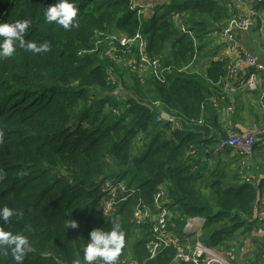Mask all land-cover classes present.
Returning a JSON list of instances; mask_svg holds the SVG:
<instances>
[{
	"label": "trees",
	"instance_id": "obj_1",
	"mask_svg": "<svg viewBox=\"0 0 264 264\" xmlns=\"http://www.w3.org/2000/svg\"><path fill=\"white\" fill-rule=\"evenodd\" d=\"M132 1L75 0L78 26L64 29L44 17L56 0H0V22L30 20L25 40L50 43L47 52L18 47L0 58V207L18 213L0 226L28 236L23 264H85L89 233L111 230L115 217L125 232L117 264H195L173 261L189 244L180 240L150 256L158 192L167 229L187 236L186 219L199 216L197 239L224 254L237 241L233 231L257 218L264 179L248 173L257 141L240 161L236 148L219 145L241 134L226 133L220 119L228 59L193 68L230 16L231 0H151L150 14ZM113 33L142 40L120 45ZM106 179L125 186L109 213L102 209ZM71 220L77 228L67 226ZM0 264H16L10 249L0 248Z\"/></svg>",
	"mask_w": 264,
	"mask_h": 264
},
{
	"label": "crops",
	"instance_id": "obj_2",
	"mask_svg": "<svg viewBox=\"0 0 264 264\" xmlns=\"http://www.w3.org/2000/svg\"><path fill=\"white\" fill-rule=\"evenodd\" d=\"M228 8L230 16L210 34L211 42L201 53L200 59L204 64L211 58L228 59V73L222 82L223 94L228 102L222 107L220 119L226 133L236 131L254 135L257 141L255 155L254 159L248 160V165H253V169L248 170V173L254 177L255 182H259L264 179V155H257L260 148L264 149V101L259 99L264 87V71L251 67L245 59L246 55L250 54L256 62L264 65V0H231ZM246 16L252 17V23L246 27L238 25V20ZM251 71L255 73L256 88L249 90L245 88L244 82ZM236 151L234 158L240 161L242 157L239 154L242 153ZM257 208V218H254L250 228H245V231L243 228L233 231L237 240L229 255L233 264H262L258 251L264 236L261 231L264 225V194L260 196ZM175 235L178 241L180 240L179 245L186 244L184 237Z\"/></svg>",
	"mask_w": 264,
	"mask_h": 264
},
{
	"label": "clouds",
	"instance_id": "obj_3",
	"mask_svg": "<svg viewBox=\"0 0 264 264\" xmlns=\"http://www.w3.org/2000/svg\"><path fill=\"white\" fill-rule=\"evenodd\" d=\"M79 8L75 0H56V2L46 8L44 17L47 23L62 26L70 29L78 26L76 17ZM31 24L30 20H16L15 22H0V58H8L17 52V48L26 49L33 53L50 51V43L44 41L39 45L35 42L25 40L26 30ZM3 133L0 132V137ZM3 173L0 172V178ZM18 213L15 209L8 206L0 207V219L8 223L9 219ZM111 230L105 231L103 228L93 229L89 235L83 253L85 264H95L102 261L103 264H117L118 257L125 245V232L122 229L119 217L112 220ZM67 226L77 228L76 221L71 220ZM6 247L11 250L16 264H23L30 241L27 235L13 233L0 226V248ZM79 264V262H77Z\"/></svg>",
	"mask_w": 264,
	"mask_h": 264
},
{
	"label": "built area",
	"instance_id": "obj_4",
	"mask_svg": "<svg viewBox=\"0 0 264 264\" xmlns=\"http://www.w3.org/2000/svg\"><path fill=\"white\" fill-rule=\"evenodd\" d=\"M133 2V1H132ZM137 2V1H136ZM139 3V2H137ZM142 4V3H140ZM132 5V3H131ZM133 7L138 5H132ZM141 7H144L141 5ZM152 7V6H151ZM252 23V17L246 16L242 17L238 20V25L242 27L248 26ZM138 35V34H137ZM136 36V35H135ZM133 39V38H132ZM245 62L249 64L251 67H255L257 69H261L264 71V65L256 62L255 58L248 54L246 55ZM255 73L253 71L248 73L247 80L244 82L245 88L251 90L256 88V83L254 81ZM260 100H264V87L260 94ZM161 116V115H160ZM170 119V117H169ZM263 138H264V128L262 129ZM255 137L252 133H244V134H230L228 137L220 140V147H234L240 153L247 156L252 152L253 144ZM102 189L106 191L107 199L104 202L102 207L104 213L111 212V208L115 206L121 197H119V193H122L125 190V186L120 182H103ZM116 192V196L113 193ZM161 192H158L154 198L155 202V211L157 210V215L153 219V227L151 230L150 240L148 241V249L150 251V256H153L156 251H158L162 246H166L169 243L176 244L178 241V237L172 232V230L166 228V216L168 215V209L165 207L164 201L160 198ZM140 214L142 212L140 210L136 211L135 217L136 220H139ZM204 219L197 217H189L186 219L184 232L194 233L193 235H199L201 232V227L203 225ZM264 224V219L262 220ZM264 235V225L261 229ZM260 253V257L262 258V264H264V236L262 242L260 243V249L258 251ZM179 260H190L195 264H231L227 261L223 255L217 250L202 244L198 239L194 243L193 247L188 246L186 250L178 248L177 253L174 257L173 261ZM58 264H65L63 262H59ZM125 264H137L134 260H128Z\"/></svg>",
	"mask_w": 264,
	"mask_h": 264
},
{
	"label": "rangeland",
	"instance_id": "obj_5",
	"mask_svg": "<svg viewBox=\"0 0 264 264\" xmlns=\"http://www.w3.org/2000/svg\"><path fill=\"white\" fill-rule=\"evenodd\" d=\"M136 1H138L139 3H137ZM140 3H143V6L144 7H141V5L142 4H140ZM132 5H138L139 6V11H141V12H145L146 14H150V13H152V11L150 10V7L153 5V3L151 2V0H133V2H132ZM147 16H149V15H147ZM123 34L122 33H113V36L114 37H118L119 39H120V45H124L125 43H127V42H130L132 39H130V38H127V37H124V36H122ZM134 39H136V40H138V41H141L142 40V38L140 37V35H136V36H134L133 37V40L132 41H134ZM144 43V41H142V43L141 44H139V47H141L142 46V44ZM130 44V43H129ZM115 50V49H114ZM113 50V51H114ZM127 50H129V48H127ZM113 51H111V52H113ZM126 50H124V52H125ZM141 51H143L142 49H141ZM146 57V55L145 54H141L139 57H138V62H139V65H140V68H143V67H145L146 65H147V58H145ZM119 61V60H118ZM117 61V62H118ZM124 63H126V60L125 59H123L122 60ZM135 65V64H134ZM202 65H204V63L201 61V59L199 60V63H198V67L197 66H194L193 68H197V69H200V67H202ZM123 66L124 65H122V63H121V61L118 63V67L119 68H123ZM154 66V65H153ZM137 67H139V66H137ZM196 69V70H197ZM137 70H139V69H137ZM198 71V70H197ZM123 76H125V79H126V81L127 82H129L130 81V79L128 78V77H130V75L128 74V73H123ZM112 92H117V89H115V90H113ZM104 182H107V179L106 180H104ZM113 195L114 196H116L117 194H116V192H114L113 193ZM105 196V195H104ZM106 196H105V198H104V202L106 201ZM168 202H170V201H168ZM99 204H100V207H101V205H102V203H100L99 202ZM152 212V214H151V216H150V218L152 219V217H153V215H157V210L156 211H151ZM185 229L187 230L188 228H185V225H184V227H183V232L185 231ZM186 234H187V236H185V238H184V242L186 243V242H188L189 244H190V246L191 247H193V245H194V243L196 242V240H197V236L196 235H193L194 233H187L186 232ZM193 240V241H192ZM236 242L237 241H233L232 243L235 245L236 244ZM211 248H213V247H211ZM213 249H215V248H213ZM216 250V249H215ZM222 255H223V257L227 260V261H229L231 264H233L231 261H230V259H229V255L226 253V254H224L223 252H220Z\"/></svg>",
	"mask_w": 264,
	"mask_h": 264
},
{
	"label": "water",
	"instance_id": "obj_6",
	"mask_svg": "<svg viewBox=\"0 0 264 264\" xmlns=\"http://www.w3.org/2000/svg\"><path fill=\"white\" fill-rule=\"evenodd\" d=\"M161 117H163L164 119H169L170 115L168 113H166V112L163 111L161 113Z\"/></svg>",
	"mask_w": 264,
	"mask_h": 264
},
{
	"label": "bare ground",
	"instance_id": "obj_7",
	"mask_svg": "<svg viewBox=\"0 0 264 264\" xmlns=\"http://www.w3.org/2000/svg\"><path fill=\"white\" fill-rule=\"evenodd\" d=\"M107 182H109V181H107ZM196 236H197V238H198L199 235H196ZM182 237H185V236H182ZM206 246H207V245H206ZM259 255H260V253H259Z\"/></svg>",
	"mask_w": 264,
	"mask_h": 264
}]
</instances>
